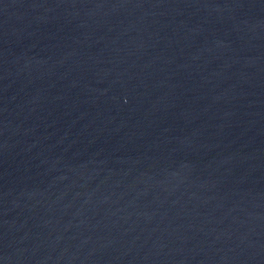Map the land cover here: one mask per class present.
Returning <instances> with one entry per match:
<instances>
[{
    "label": "water",
    "instance_id": "1",
    "mask_svg": "<svg viewBox=\"0 0 264 264\" xmlns=\"http://www.w3.org/2000/svg\"><path fill=\"white\" fill-rule=\"evenodd\" d=\"M0 264H264V0H0Z\"/></svg>",
    "mask_w": 264,
    "mask_h": 264
}]
</instances>
